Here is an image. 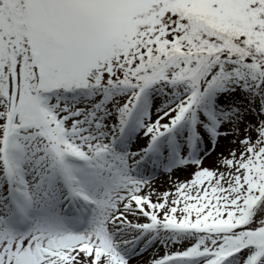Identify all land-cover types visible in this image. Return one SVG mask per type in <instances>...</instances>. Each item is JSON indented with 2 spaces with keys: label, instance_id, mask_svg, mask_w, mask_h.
I'll use <instances>...</instances> for the list:
<instances>
[{
  "label": "snow or ice",
  "instance_id": "obj_1",
  "mask_svg": "<svg viewBox=\"0 0 264 264\" xmlns=\"http://www.w3.org/2000/svg\"><path fill=\"white\" fill-rule=\"evenodd\" d=\"M0 264H264V0H0Z\"/></svg>",
  "mask_w": 264,
  "mask_h": 264
},
{
  "label": "rangeland",
  "instance_id": "obj_2",
  "mask_svg": "<svg viewBox=\"0 0 264 264\" xmlns=\"http://www.w3.org/2000/svg\"><path fill=\"white\" fill-rule=\"evenodd\" d=\"M230 140H231V137L222 138L217 144L216 153L224 152L225 154H227V149L229 147H235V145H231L229 143ZM216 153H213L212 157L206 159L205 164L207 166L212 165L213 160L215 159ZM154 175H155V179L153 181V185H154V187L157 188L158 191L162 192L163 190L170 188V183L168 182V178H167L166 174L161 175L158 173H154ZM177 177L180 180H184L187 177V173L186 172H175V173H173V177H172L173 181H175ZM153 198L155 199V197H153Z\"/></svg>",
  "mask_w": 264,
  "mask_h": 264
}]
</instances>
